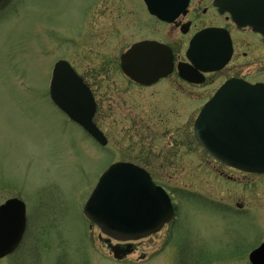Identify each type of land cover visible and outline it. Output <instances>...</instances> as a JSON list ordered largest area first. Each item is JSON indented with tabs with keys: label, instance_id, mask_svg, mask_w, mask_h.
<instances>
[{
	"label": "rangeland",
	"instance_id": "1",
	"mask_svg": "<svg viewBox=\"0 0 264 264\" xmlns=\"http://www.w3.org/2000/svg\"><path fill=\"white\" fill-rule=\"evenodd\" d=\"M92 5L95 43L85 32ZM101 6L8 0L0 8V205L20 199L28 220L20 251L0 264H249L244 251L264 235V177L243 179L212 161L194 137L196 114L180 103L175 110L180 96L151 97L102 75L103 61L116 51L102 45ZM59 60L93 89L106 148L51 101ZM118 161L140 164L163 187L184 189L175 193L174 224L125 260L84 215L101 175ZM228 203H244L252 217L231 215Z\"/></svg>",
	"mask_w": 264,
	"mask_h": 264
},
{
	"label": "flooded vegetation",
	"instance_id": "2",
	"mask_svg": "<svg viewBox=\"0 0 264 264\" xmlns=\"http://www.w3.org/2000/svg\"><path fill=\"white\" fill-rule=\"evenodd\" d=\"M101 3L100 19L105 21L101 42L116 51L103 61L102 75L119 78L128 87L148 92L151 97L180 96V102L178 97L173 100L177 104L175 110H179L180 103L183 112L192 110L196 114L190 122L193 130L201 112L226 84L240 81L264 85V0H101ZM94 12V5L87 7L85 32L92 43L99 39L93 36ZM98 107L97 102V112ZM170 112L173 113L172 109ZM217 164L234 176L242 175L243 179L264 177ZM163 188L174 203L176 220L175 193L183 194L184 189ZM217 201L220 206L222 201ZM227 208L231 215L252 217V209L244 203H228ZM173 224L174 221L169 226ZM153 237L132 243L109 239L104 242L109 248L115 246L114 250L123 257L121 260H125ZM23 243L24 240L0 262L14 257ZM263 246L264 235L256 246L247 247L244 252L249 264H253L251 255ZM260 264H264V252Z\"/></svg>",
	"mask_w": 264,
	"mask_h": 264
},
{
	"label": "water",
	"instance_id": "3",
	"mask_svg": "<svg viewBox=\"0 0 264 264\" xmlns=\"http://www.w3.org/2000/svg\"><path fill=\"white\" fill-rule=\"evenodd\" d=\"M5 1L0 0V5ZM50 96L73 123L100 145H107L94 123L97 104L93 94L69 63L55 65ZM195 132L204 149L219 162L264 174V85L238 81L226 84L201 113ZM84 214L106 236L128 242L161 232L174 219V208L166 192L145 170L119 163L103 174ZM26 228L23 202L12 199L0 207V260L18 248ZM263 252L264 246L251 255L253 264H260Z\"/></svg>",
	"mask_w": 264,
	"mask_h": 264
}]
</instances>
